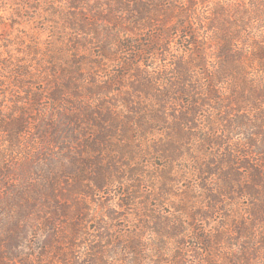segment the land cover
<instances>
[{
    "label": "rangeland",
    "instance_id": "374dc122",
    "mask_svg": "<svg viewBox=\"0 0 264 264\" xmlns=\"http://www.w3.org/2000/svg\"><path fill=\"white\" fill-rule=\"evenodd\" d=\"M16 2L8 4L0 0V52L4 55L8 50L18 56L17 61L0 64V104L3 107L0 117V264H61L60 248L65 246V238L69 237L73 224L86 234L78 241L80 248L75 255L79 257V264H87L83 260L86 250L82 243L87 241V235L93 236L99 223H108V215L112 212L118 217L114 225L121 233L141 226L144 239L141 251L147 259L140 264H195L208 259L214 264L233 261L235 264H264V220L257 222L251 217L252 205H260L259 199L219 197L222 205L218 208L222 207V211L217 210L203 222L191 221V212L187 205H182L187 200L188 189H193L191 194L197 197L193 205L204 210L211 204L205 197L206 192L198 188L201 179L210 181L206 187L221 188L219 178L203 176L200 172L196 177H189L179 171L182 165L188 164L175 162L174 174L168 176L170 193L162 195L158 172L162 161L155 155L142 156L137 150L135 155L130 153L117 143L120 137H104L102 129L92 124L96 115L103 113V103L108 106L119 99L127 85L138 82L140 71L167 70L170 57L180 50L178 38L166 39V56L157 53L144 61L143 68L136 67L134 73H129L128 77L126 72L123 78L121 63L127 51L120 45L127 42V37L122 27L106 21L108 0H80L78 6L69 5L68 0ZM169 2L171 0H141L140 6L150 11L145 16L146 22L158 19L171 23L172 19H166L162 8ZM116 18L123 22L128 19L123 12H118ZM150 31L153 29L142 28L127 36L146 38L144 36ZM18 66L28 67L25 70L29 74L22 78L23 84L16 83ZM115 76H121L117 82L112 81ZM105 86L112 90L96 93ZM54 90H60L62 95L51 101L48 96ZM56 109L62 112L64 122L75 116L81 119L83 126L77 125L75 138L64 139L60 147L46 142L45 148L53 155L55 173L54 177H49L45 175L50 168L45 156L47 151L40 143L35 122L42 115H53ZM250 109L251 116H256L253 107ZM23 110L27 111L28 124L22 142L17 145L2 125L15 121ZM232 138L237 140L238 137L233 135ZM62 147L66 148L63 152ZM207 149L208 159L217 160L212 156L220 155V150ZM183 154L187 162L197 156L187 151ZM201 158L206 160L204 155ZM259 159L264 166V160ZM140 162L145 164L141 181L131 182L124 165L132 167ZM114 163L120 166L118 173ZM220 170L230 168L224 164ZM93 171L97 172L95 176H92ZM242 172L247 182V172ZM100 176L105 177L106 186L90 198L86 197L84 190L91 189H86L88 178L100 179ZM41 183V191L34 189ZM129 184L135 186L138 207H120L124 196L121 194ZM152 212L166 218V222L174 219L187 228L185 238L180 239L185 243L180 245L178 239L169 241L153 232ZM79 218H83L82 221ZM240 221H245V233L241 237L235 231ZM192 227L200 235L212 233L207 253L192 247L200 245L191 237L192 231L188 229ZM121 258L126 259L125 256ZM107 264L130 263L119 261L118 257Z\"/></svg>",
    "mask_w": 264,
    "mask_h": 264
},
{
    "label": "trees",
    "instance_id": "16d2710c",
    "mask_svg": "<svg viewBox=\"0 0 264 264\" xmlns=\"http://www.w3.org/2000/svg\"><path fill=\"white\" fill-rule=\"evenodd\" d=\"M3 1L9 4L17 3L18 0ZM108 1V13L104 16L106 21L122 27L127 37V42L120 45L127 51L121 63L123 78L126 72L128 77L129 73H134L136 67L143 68L148 58L158 54L166 56V39L178 38L180 50L170 57L167 70L157 69V73L147 69L140 71L138 82L127 85L119 99L113 104L109 100L108 106L103 103V113L96 115L92 124L102 129L104 137H120L117 143L129 149L130 153L135 155L137 150L142 156L155 155L162 161V165L158 166L162 195L170 193L167 189L171 183L168 176L174 174L175 162L188 164L182 165L179 171L189 177H196L200 172L203 176L219 178L222 181L221 188L206 187L210 181L201 179L204 186L199 184L198 188L206 192L205 197L211 204H207L204 210L193 205L197 197L191 194L193 189H188L185 195L187 200L182 205H187L191 212V221L203 222L217 210L222 211V207L218 208V205H222L219 197L233 200L241 196L260 200V205H252L251 217L257 222L263 221L264 166L259 158L264 160V0H171L168 5L162 6L166 19H172L169 24L158 19L146 22L145 16L150 11L140 6L141 0ZM68 2L71 6H78L80 0ZM118 12H123L127 21L116 18ZM142 28H151L153 31L145 35L146 38L130 39L127 36ZM94 29L97 31L96 25ZM0 53V64L8 65L11 60H18V56L8 50H5L4 55ZM27 68L17 67V84H23L22 78L29 74L25 70ZM50 71L53 74L55 72L54 68ZM121 76L113 77L112 81L117 82ZM111 90L105 86L96 93L105 94ZM60 94V90H54L48 98L52 101ZM249 106L253 107L256 116H251ZM2 111L0 104V117ZM26 115L27 111L23 110L15 121L9 124L3 122L2 125L3 130L9 133L10 140H14L17 145L22 142L27 128ZM61 116L62 112L56 109L53 115H42L35 122L36 132L44 148L48 141L60 147L64 139L75 138L77 125L83 126L80 118L71 116L64 122ZM233 135L238 137L237 140L231 139ZM207 148L220 150V155L212 156L217 157V160L208 159L210 153L207 154ZM63 149L66 148H60L61 152ZM45 150L50 167L45 175L54 177L53 155ZM185 151L197 154L196 158L187 162L183 154ZM133 154H130L131 157H134ZM200 155H204L206 160H201ZM224 164H228L230 170H220ZM113 165L118 173L120 166L116 163ZM143 167L145 164L142 162L132 167L124 165L131 182L141 181ZM243 170L247 172V182ZM96 173L93 171L92 176ZM87 182L89 185L86 189H91L84 190L83 194L89 198L106 186L105 177L102 176L100 179L88 178ZM40 186L42 183L34 189L41 191ZM136 193L134 185H127L121 194L124 196L120 207H138L135 204ZM136 210L139 212V209ZM152 213L153 232L169 241L178 239L180 245L185 243L180 239L185 238L187 228L174 219L167 221V224L166 218ZM108 216V223H99L93 236L87 235V241L82 243L86 250L83 260L87 264H107V261L119 257V261L140 264L147 259L141 251L144 240L141 226L121 233L114 225L118 219L115 212ZM82 219L79 218L80 221ZM244 226L245 221L235 225L240 237L245 233ZM78 227L73 224L69 237L65 238V246L60 248L61 264H79L75 251L80 248L78 241L84 239L86 234ZM188 230L192 231L191 237L197 245L200 244L192 247L207 253L212 233L200 235L194 227ZM195 264L214 263L208 259L205 263L200 261Z\"/></svg>",
    "mask_w": 264,
    "mask_h": 264
}]
</instances>
